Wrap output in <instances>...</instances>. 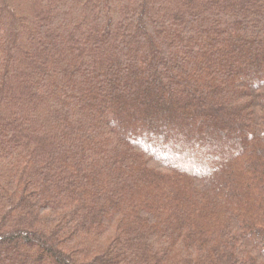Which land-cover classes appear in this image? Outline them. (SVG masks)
Segmentation results:
<instances>
[{
    "label": "trees",
    "instance_id": "trees-1",
    "mask_svg": "<svg viewBox=\"0 0 264 264\" xmlns=\"http://www.w3.org/2000/svg\"><path fill=\"white\" fill-rule=\"evenodd\" d=\"M0 264H264V0H0Z\"/></svg>",
    "mask_w": 264,
    "mask_h": 264
}]
</instances>
